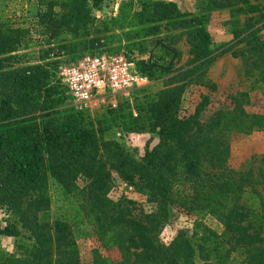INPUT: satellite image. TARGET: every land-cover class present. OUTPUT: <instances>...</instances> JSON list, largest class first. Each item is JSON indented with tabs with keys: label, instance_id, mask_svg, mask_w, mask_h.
I'll use <instances>...</instances> for the list:
<instances>
[{
	"label": "trees",
	"instance_id": "trees-1",
	"mask_svg": "<svg viewBox=\"0 0 264 264\" xmlns=\"http://www.w3.org/2000/svg\"><path fill=\"white\" fill-rule=\"evenodd\" d=\"M0 0V205L11 214L0 235L19 237L26 230L27 245L19 253L0 249V264H82L71 219L41 221L54 195L75 203L74 216L92 218L105 247L116 246L120 259L96 251L94 264H229L230 253L242 250L245 264H264V193L249 172L228 167L227 136L264 129V114L251 112L239 99L219 109L207 121L202 111L210 102L204 95L194 113H184L187 87L201 83L216 89L208 76L213 38L205 17L183 11L174 0H123L116 15L98 18L107 0H36L28 8L35 32L51 37L64 32L80 38L84 47L120 42V48L154 82L109 107L96 121L88 109L71 104V96L53 61H42L27 51L26 64L16 53L28 26H16ZM201 7H234L236 12L258 13L264 20V3L250 0H202ZM238 4H241L237 7ZM138 5V7H136ZM253 17H249L251 20ZM235 36L250 52L247 73L258 77L250 89L264 88V37L259 28H237ZM186 38L192 58L178 66ZM138 93H143L139 95ZM114 127L133 133H155L159 141L139 157L118 140L104 138ZM144 192L155 205L137 211L136 201L121 195L111 198L113 174ZM191 183L194 192L184 197L190 210L206 209L223 223L218 234L205 230L198 241L179 230L169 242L159 237L161 227L179 202L177 184ZM191 203V204H190ZM74 205V204H73ZM229 247L224 249V243Z\"/></svg>",
	"mask_w": 264,
	"mask_h": 264
},
{
	"label": "rangeland",
	"instance_id": "rangeland-1",
	"mask_svg": "<svg viewBox=\"0 0 264 264\" xmlns=\"http://www.w3.org/2000/svg\"><path fill=\"white\" fill-rule=\"evenodd\" d=\"M35 1L9 0L6 2L5 12L7 13V18H10L16 26L24 24L28 26L30 33H27L26 38L33 43L30 47H27L25 43L21 45L16 52L21 56L18 64L28 63L24 54L27 51L35 50L43 58L42 61H53L56 64L55 70L57 75L60 76L61 68L64 65L87 54H124L128 56L124 52V48H120L122 45L120 42L101 46L96 44V47H84L81 43L82 40L74 37L71 33L64 32L51 37L48 34L35 32L34 18L28 16V8ZM135 1L138 2L139 0ZM174 1L179 4L183 11H190L205 17L206 25L213 38L212 47L214 48L208 76L217 85L214 90L201 83L189 85L183 96V114L194 113L198 103L206 94L210 96V102L202 111L200 119L203 122L207 121L219 109L224 107L231 108L234 105V97L239 99V102L249 111L264 114V88L250 89L252 80L258 77V69L254 70V74L249 75L247 73L245 58L251 54L244 43L239 42V38L235 36L237 28L251 27L259 28L260 34L264 37V20L259 19L258 13L236 12L234 7L204 9L201 7L202 0ZM250 1L256 4L264 3V0ZM122 2L123 0H107L104 8L102 10H94V14L98 18L116 15ZM239 5L241 4H238L237 7ZM249 17L253 18L249 20ZM176 45L182 51L181 59L177 65L185 66L189 64L192 53L186 38L182 37L179 39ZM149 80L150 82L145 86L151 85L155 89L171 84V80L168 78L159 83ZM135 90L130 94L103 95L92 103L83 106L75 104L73 100H71V104L78 109H88L91 117L98 121L107 116L109 107L117 106L118 102L123 98H131ZM138 94L142 95L143 93ZM103 136L104 138L118 140L137 158L144 153L147 147H151L159 141L155 133H133L120 127L107 130ZM227 143L226 158L228 167L251 173L255 181H260L257 187L264 193V129H255L249 133L232 132L227 136ZM176 187L179 202L172 207L169 220L161 227L159 231L160 239L165 243H169L181 229L187 230L193 241H198L199 237L207 229L221 234L224 230L223 223L216 215L206 209L195 208L190 210L183 204L184 197L194 192L191 183L181 179ZM51 192L53 195L51 208L40 212V220L52 223L57 218L69 217L71 219L81 251L82 264H94L96 251L115 260L120 259L121 252L116 246L105 247L103 242L99 240L92 218L84 216L73 218L75 203H70L65 198L57 201L54 189H51ZM109 195L113 199L126 195L135 200L138 212H140V209H144L146 212L155 209V205L148 200L147 194L128 185L116 173L113 174V186ZM10 217L11 214L8 208L0 205V223L3 227ZM26 233L28 232L23 229V234L19 237L0 235V249L7 253H19L21 248L18 245L20 243L27 245L30 242V239L26 237ZM228 245L225 242L223 245L224 249L228 248ZM228 263L245 264V253L242 250L232 251L228 258ZM197 264H202L199 257H197Z\"/></svg>",
	"mask_w": 264,
	"mask_h": 264
},
{
	"label": "built area",
	"instance_id": "built-area-1",
	"mask_svg": "<svg viewBox=\"0 0 264 264\" xmlns=\"http://www.w3.org/2000/svg\"><path fill=\"white\" fill-rule=\"evenodd\" d=\"M59 75L73 102L81 106L103 95L130 94L150 82L124 54H87L64 65Z\"/></svg>",
	"mask_w": 264,
	"mask_h": 264
}]
</instances>
